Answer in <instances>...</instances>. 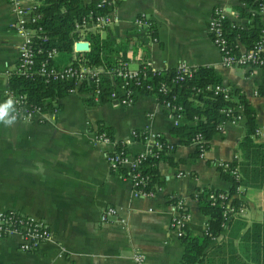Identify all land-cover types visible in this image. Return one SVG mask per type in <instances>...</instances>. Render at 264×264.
<instances>
[{"label": "crops", "instance_id": "obj_1", "mask_svg": "<svg viewBox=\"0 0 264 264\" xmlns=\"http://www.w3.org/2000/svg\"><path fill=\"white\" fill-rule=\"evenodd\" d=\"M217 5L228 12L231 27L247 28L249 19L237 14L241 0H111L108 10L118 21L99 32L124 43L121 58L128 69L143 63L164 69L180 62L210 67L222 86L238 91L250 104L257 130L253 140L264 144V66L221 65L220 52L206 31ZM139 14L148 22L146 30L134 27ZM13 22L7 0H0V104L18 59L20 38ZM237 46L243 49L242 44ZM72 51L83 52L75 50L74 44ZM88 97L74 89L39 120L0 122V212L11 210L40 219L52 233L49 241L29 253L17 249L15 237L0 239V264H135L134 252L143 255V264H179L182 246L169 229L176 212L171 203L182 202L184 226L190 234H204L206 217L192 195L202 187L227 190L229 182L220 176L218 162L237 161L244 119L223 121L198 157L192 155L193 143L169 135L172 120L153 95L136 93L127 105L88 103ZM93 128H109L114 142L133 155L145 146L130 137L131 130L157 133L173 145L166 158L155 164L162 183L154 187L152 197L133 195L125 173L110 170L103 155L109 147L90 141ZM237 196L245 203L242 212L210 239L198 264H236L224 257L233 249L238 252L246 226L264 222V181L260 188H246ZM107 205L116 209L122 223L98 221ZM236 217L244 227L229 240L228 222Z\"/></svg>", "mask_w": 264, "mask_h": 264}, {"label": "trees", "instance_id": "obj_2", "mask_svg": "<svg viewBox=\"0 0 264 264\" xmlns=\"http://www.w3.org/2000/svg\"><path fill=\"white\" fill-rule=\"evenodd\" d=\"M243 1L245 6L237 8V14L239 17L244 16L249 19L247 28L231 27L227 20L223 22L224 28H227L225 35L228 45L232 47L231 51L237 50L238 44H242L243 49L252 47L259 39V30L262 27V14L258 13L257 8L258 3L264 7V0ZM94 3L95 0L85 3L80 0H42L37 6L35 13L38 17L32 27H38L39 31L34 35L33 44L42 48L43 51L37 54L30 75H20L14 70L7 77V90L13 95H22L26 106H36L41 111L55 110L59 106L58 100L74 88L80 93L98 89L94 95L95 101L91 96L85 99L88 103L101 104L113 100L110 97L111 93H115L112 83H119L120 79H111L103 75L97 84L91 80H83L75 86L71 78L44 79L34 71L44 59V51L48 49H53L55 55L47 60V65L55 69L81 65L112 70L124 64L121 58L125 48L124 43H115L107 36H102L98 30L75 28V23L88 12L101 14L109 8H96ZM79 40L87 43V50L74 53L72 46ZM137 71L146 75L141 85L136 86L138 93L150 94L158 102L165 100L180 107L178 112L185 121L173 126L169 135L176 138L178 142L184 143H189L197 134L200 136L201 141L194 145L193 156H198L199 152L207 150L209 139L223 121L238 114L236 107H240L245 121V132L237 144V161L227 162L224 169L218 167L220 176L229 182L227 190L202 187L197 188L192 195L198 211L206 217L204 234L194 236L184 227L178 237L182 246L179 264H198L204 257V248L222 228L223 207L218 197L209 198L208 195L210 193L224 194L231 206L236 209L245 204L237 194L243 193L246 188H260L264 181V144L253 140L255 129L253 109L243 95L236 90L233 92L229 90L228 98H223L221 93H213V85L219 84L220 80L208 66L189 67V71L186 72L177 71L175 67L154 71L143 63ZM127 84V88L133 89L132 81ZM161 84L166 87L165 93L158 90ZM146 85L149 88H145ZM225 109H229L226 115L225 111H222ZM104 130L107 134L110 133L109 128ZM160 141L171 144L163 136ZM166 151L169 150L162 148L158 151V158L146 156L137 168V171L147 178L143 186L144 190H153L155 186L161 185L162 178L157 173L155 164L159 159L166 158ZM231 168L236 169L237 177L228 173L227 170ZM117 171L122 175L125 173L121 167L117 168ZM242 227L244 223L239 217L229 221L230 238L228 239L231 240L234 232ZM239 242L241 246L238 252L236 253L233 249L224 257V260L236 261V264H264V222H252L246 226L239 236ZM227 243L230 245L231 241Z\"/></svg>", "mask_w": 264, "mask_h": 264}, {"label": "built area", "instance_id": "obj_3", "mask_svg": "<svg viewBox=\"0 0 264 264\" xmlns=\"http://www.w3.org/2000/svg\"><path fill=\"white\" fill-rule=\"evenodd\" d=\"M41 1L42 0H7L8 5L10 6V9L14 15V22L12 24L13 29L20 38L18 59L15 66V72L20 75L28 76L32 73V67L36 62L35 58L38 53L43 51L42 48L36 47L33 44L34 35L39 31V28L32 27L38 17V15L35 13L36 8L41 3ZM110 1L111 0H95L94 7H109ZM241 5L245 6L243 0H241ZM257 11L258 13L262 14V27L259 30V39L255 41L253 46L250 48L231 51L230 49L232 47L228 45L229 42L226 38L225 28L223 26V22L227 19L228 12L223 6L218 5L212 9L211 15L207 20L206 31L212 44L220 52V63L222 66H264V7L261 3H258ZM117 21V16L111 13L109 10L101 14H94L90 11L84 17H82L79 22L75 23V28L77 30L91 29L102 31ZM134 27L137 31L147 29L148 22L144 18V15L139 14L134 18ZM54 55L55 51L53 49L44 51V59L40 61L34 70L37 75L43 77L44 79L71 78L74 80L75 86L81 83L83 80H91V82L97 84L100 82L101 76L103 75L110 77L111 79H120L119 83H112L114 85L115 93H111L110 97L113 99L112 101H115L121 105H127L132 102V96L138 93L136 86H140L142 80L146 78L144 73H139L137 69H128L125 64L112 70H102L101 68L95 67L88 68L81 65L76 67L66 66L60 69H55L54 67L47 65V60L51 59ZM174 67L180 72L189 71V67L182 62L176 64ZM150 69L154 71L161 70L154 68ZM130 81H132L133 89L127 88V82ZM145 88H149V86L146 85ZM158 90L162 93H165L166 87L164 84H161ZM212 91L215 94L221 93L223 98H228L229 89L222 86L220 83L213 85ZM97 92L98 89L94 88L87 93L95 101L96 98L94 95ZM9 97L14 98L13 108L9 111V118L13 116L15 117V119L12 121L39 120L47 111H54H41L39 107L26 106L24 104L25 101L23 100L22 95H13L7 90L4 102ZM159 103L164 109L168 111L173 126L185 121L178 112L180 109L179 106L173 105L169 103V101L165 100H162ZM235 109L238 111V114L234 115L230 119H227L232 123H235L243 118L240 107H236ZM222 111H225L226 115V112H228L229 109ZM219 128L220 126L218 129ZM90 132V141L92 143L109 147V149L103 153L106 163L112 171L117 170L119 167L124 169V177L131 182L133 195L152 197L154 195V189L144 190L143 186L147 178L142 176L137 171V168L146 156L158 158V151H160L162 148L170 150L172 149V145H168L160 141L161 135L157 133L151 131L131 130L130 137L132 139L134 138L140 140L145 146L143 151L133 155L125 150V147L122 143L114 142L111 135L107 134L104 128H93ZM256 133L257 130L255 129L254 134ZM199 141H201V138L197 134L191 138L190 142L195 145ZM204 152L205 151L199 152L198 157H202ZM218 166L224 169L227 166V163L218 162ZM227 171L233 177H237V171L235 168L228 169ZM208 197H218L220 200L221 206L223 207L221 226H224L226 221L230 220L231 217L242 212V206L234 209L224 194L210 193ZM171 207L176 212L170 217L169 229L173 230L179 237L185 227L184 219L186 217V213L180 200L173 201L171 203ZM116 212L117 211L113 206H104L99 212L98 221L100 223H106L111 220H115L119 223H122V218L118 217ZM7 237H15L18 240L17 249L21 252L29 253L37 249L42 243L49 241L52 237V233L44 221L26 216L16 211L7 210L0 212V239ZM131 258L133 263L143 264V255L140 252H134Z\"/></svg>", "mask_w": 264, "mask_h": 264}, {"label": "clouds", "instance_id": "obj_4", "mask_svg": "<svg viewBox=\"0 0 264 264\" xmlns=\"http://www.w3.org/2000/svg\"><path fill=\"white\" fill-rule=\"evenodd\" d=\"M14 98L9 97L4 103L0 104V122L11 124L15 117L9 118V111L13 108Z\"/></svg>", "mask_w": 264, "mask_h": 264}, {"label": "water", "instance_id": "obj_5", "mask_svg": "<svg viewBox=\"0 0 264 264\" xmlns=\"http://www.w3.org/2000/svg\"><path fill=\"white\" fill-rule=\"evenodd\" d=\"M74 49L75 50L85 51V50H87V43L86 42L77 41V42L74 43ZM113 103H116V102L113 101Z\"/></svg>", "mask_w": 264, "mask_h": 264}, {"label": "rangeland", "instance_id": "obj_6", "mask_svg": "<svg viewBox=\"0 0 264 264\" xmlns=\"http://www.w3.org/2000/svg\"><path fill=\"white\" fill-rule=\"evenodd\" d=\"M22 121H24V120H22Z\"/></svg>", "mask_w": 264, "mask_h": 264}]
</instances>
